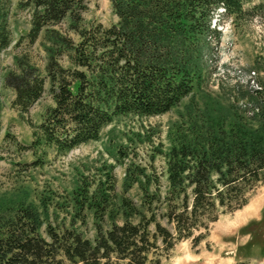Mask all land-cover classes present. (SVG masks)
Wrapping results in <instances>:
<instances>
[{
    "label": "trees",
    "instance_id": "trees-1",
    "mask_svg": "<svg viewBox=\"0 0 264 264\" xmlns=\"http://www.w3.org/2000/svg\"><path fill=\"white\" fill-rule=\"evenodd\" d=\"M108 1L112 21L104 25L84 21L87 0H17L18 10L30 12L17 46L39 43L46 63L41 73L27 56L16 58L2 86L21 117L46 91L52 102L38 124L28 121V144L3 137L31 157L15 165L20 172L47 165L49 152L62 156L98 141L117 117L169 113L211 74L217 27L264 17V0ZM8 15V1L0 0V52L11 44ZM253 95L259 112L250 118L234 106L190 104L165 155V190L144 169H128L123 189L137 186L139 203L118 196L110 173L71 192L69 224L50 222L52 199L37 205L24 192L1 197L0 264H161L178 243L199 245L220 215L243 208L264 182V93ZM88 215L92 239L75 226Z\"/></svg>",
    "mask_w": 264,
    "mask_h": 264
},
{
    "label": "rangeland",
    "instance_id": "rangeland-1",
    "mask_svg": "<svg viewBox=\"0 0 264 264\" xmlns=\"http://www.w3.org/2000/svg\"><path fill=\"white\" fill-rule=\"evenodd\" d=\"M7 1L11 44L0 52V198L24 192L28 201L37 205L41 198L45 202L52 199L48 210L52 223L69 224L70 214H66L68 210L64 201L79 184L103 180L105 173L112 175L118 196H125L135 203H139L141 197L137 186L128 191L123 189L128 169H144L148 177L158 178L161 191H164L167 187L165 155L171 147L172 131L182 123L188 106L221 111L234 106L248 118L244 106L259 108L248 77H253L264 93V17L235 27L228 23L217 27L221 31V39L215 48L213 61H209L211 74L194 89L192 96L169 113L150 118L117 117L103 128L98 141L62 156L49 152L47 165L20 172L15 165L27 162L31 157L16 153L13 146L3 141V137L9 134L17 142L28 144L31 132L28 121L38 124L44 110L52 102L46 91L29 113L21 117L11 106L12 92L2 86L5 74L16 68V58L27 56L41 73H44L46 63V54L39 43L30 49H25L23 44L17 46L19 37L29 29L30 12L18 10L17 0ZM87 1L86 23L96 21L107 25L112 21L108 0ZM140 181L144 183L146 180L140 178ZM53 203H58L59 208L52 207ZM251 208L253 212L242 218L244 212ZM42 217L47 218L45 214ZM75 226L86 238H93V219L90 215L84 226L78 223ZM235 262L264 264V182L254 189L243 208L220 215L210 225L206 238L199 245L182 241L161 264Z\"/></svg>",
    "mask_w": 264,
    "mask_h": 264
},
{
    "label": "built area",
    "instance_id": "built-area-1",
    "mask_svg": "<svg viewBox=\"0 0 264 264\" xmlns=\"http://www.w3.org/2000/svg\"><path fill=\"white\" fill-rule=\"evenodd\" d=\"M252 76L255 75V73H251ZM249 82H250V87L254 88L255 93H259L262 91V88L258 86L257 83L254 82V78L249 76ZM243 108H245V114L249 117H252L254 115H256L259 112V108L258 107H251V106H244Z\"/></svg>",
    "mask_w": 264,
    "mask_h": 264
},
{
    "label": "bare ground",
    "instance_id": "bare-ground-1",
    "mask_svg": "<svg viewBox=\"0 0 264 264\" xmlns=\"http://www.w3.org/2000/svg\"><path fill=\"white\" fill-rule=\"evenodd\" d=\"M254 207V205H253ZM248 211V212H247ZM253 212V209L251 208L250 210H246V212H244V215H242V218H244L246 216V214H251Z\"/></svg>",
    "mask_w": 264,
    "mask_h": 264
}]
</instances>
